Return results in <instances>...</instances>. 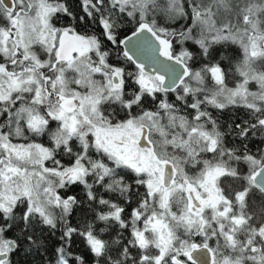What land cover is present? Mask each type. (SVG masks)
<instances>
[{"label":"snow or ice","instance_id":"obj_1","mask_svg":"<svg viewBox=\"0 0 264 264\" xmlns=\"http://www.w3.org/2000/svg\"><path fill=\"white\" fill-rule=\"evenodd\" d=\"M0 264H264V0H0Z\"/></svg>","mask_w":264,"mask_h":264}]
</instances>
